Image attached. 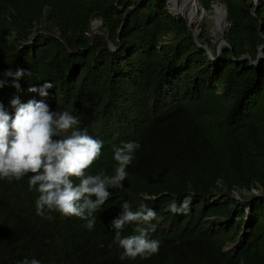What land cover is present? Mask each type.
Wrapping results in <instances>:
<instances>
[{
	"label": "trees",
	"instance_id": "trees-1",
	"mask_svg": "<svg viewBox=\"0 0 264 264\" xmlns=\"http://www.w3.org/2000/svg\"><path fill=\"white\" fill-rule=\"evenodd\" d=\"M196 4L204 17L190 29L163 0H0V79L31 73L0 88L4 110L14 117L12 99L44 100L77 116L104 145L93 175L114 174L113 145L139 144L91 231L76 217L37 215L28 176L0 179V264H264V59L252 64L264 54V0ZM215 5L227 13L216 40ZM45 81L47 97L30 91ZM189 195L186 214L169 210ZM124 202L157 214L150 258L120 260L111 222Z\"/></svg>",
	"mask_w": 264,
	"mask_h": 264
},
{
	"label": "clouds",
	"instance_id": "clouds-1",
	"mask_svg": "<svg viewBox=\"0 0 264 264\" xmlns=\"http://www.w3.org/2000/svg\"><path fill=\"white\" fill-rule=\"evenodd\" d=\"M25 75L31 73L22 68L6 70L0 79V88L9 80L13 87L19 88L18 81ZM52 87L51 82L45 81L42 87L30 91H39L42 97H47ZM11 105L15 108L14 117L0 105V179L11 182L28 176L29 189L38 192L37 215L43 216L47 211L76 217L86 221L84 227L91 231L96 224L94 214L112 194L109 189L123 187L128 176L126 169L139 144L129 141L113 145V159L117 164L114 174L93 175L89 169L100 158L104 145L79 130L77 116L68 111L53 112L44 100L22 104L14 98ZM190 201V195L179 205L173 201L169 210L186 214ZM156 219V212L145 203H140L135 210L128 202L121 205L120 213L111 222L114 242L123 250L120 260L147 259L159 252L160 241L149 237L155 231L151 221ZM134 223L145 226L137 228L136 234L122 237L123 230ZM22 264H40V261L26 258Z\"/></svg>",
	"mask_w": 264,
	"mask_h": 264
},
{
	"label": "rangeland",
	"instance_id": "rangeland-1",
	"mask_svg": "<svg viewBox=\"0 0 264 264\" xmlns=\"http://www.w3.org/2000/svg\"><path fill=\"white\" fill-rule=\"evenodd\" d=\"M165 3L167 4V7H168L169 12L171 14H174L171 11V5H170V3L166 2V1H165ZM194 6H195L194 12L196 14L194 13V17L191 20H189V21H194L193 25L199 23V21L202 20L203 17H204V13L201 12V10H198V12L196 11L197 4H196L195 0H194ZM220 7H221V5H215L214 6V14H213V16H211L209 18L211 20V22L209 23V25H210L209 29H210L211 35L214 36L215 40L217 39L218 35L224 30L225 26L227 25V23L223 19H221ZM185 19H187V18H185ZM95 25H97V23Z\"/></svg>",
	"mask_w": 264,
	"mask_h": 264
},
{
	"label": "bare ground",
	"instance_id": "bare-ground-1",
	"mask_svg": "<svg viewBox=\"0 0 264 264\" xmlns=\"http://www.w3.org/2000/svg\"><path fill=\"white\" fill-rule=\"evenodd\" d=\"M165 1L170 3L171 11L175 14L176 17L187 18L188 20H191L194 17V13H195L194 0H165Z\"/></svg>",
	"mask_w": 264,
	"mask_h": 264
},
{
	"label": "water",
	"instance_id": "water-1",
	"mask_svg": "<svg viewBox=\"0 0 264 264\" xmlns=\"http://www.w3.org/2000/svg\"><path fill=\"white\" fill-rule=\"evenodd\" d=\"M139 1V3L140 2H142V0H138ZM164 1V0H163ZM255 2H257L258 0H254ZM197 12H198V10H201L200 9V7L197 5ZM220 11H221V19H223L226 23H227V13H226V10H225V8L223 7V5H221V7H220ZM201 12H203V10H201ZM173 16L175 17V18H182V17H176L174 14H173ZM196 17V16H195ZM183 19H185V18H183ZM186 21H187V25H188V27L190 28V29H192V25H193V23H194V21H189V20H187V19H185ZM193 36H194V38H195V40H196V37L198 36V32H193ZM197 43V42H196ZM226 43H225V41H220V43H219V45H218V50H219V48L222 46V45H225ZM198 46L199 47H203L204 49H206L207 50V54L211 57V52H210V49H209V46L206 44V45H203V46H201V45H199L198 44ZM212 59V58H211ZM262 59H264V54L261 52V48H260V52H259V54H258V56H257V60L255 61V62H253L252 64L253 65H256L260 60H262ZM240 244V241L238 240L237 241V243H236V245H239Z\"/></svg>",
	"mask_w": 264,
	"mask_h": 264
}]
</instances>
